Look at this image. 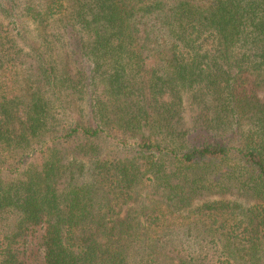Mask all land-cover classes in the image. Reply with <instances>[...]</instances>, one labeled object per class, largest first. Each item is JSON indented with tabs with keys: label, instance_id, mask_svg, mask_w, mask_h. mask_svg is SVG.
Returning a JSON list of instances; mask_svg holds the SVG:
<instances>
[{
	"label": "trees",
	"instance_id": "1",
	"mask_svg": "<svg viewBox=\"0 0 264 264\" xmlns=\"http://www.w3.org/2000/svg\"><path fill=\"white\" fill-rule=\"evenodd\" d=\"M0 264H264V0H0Z\"/></svg>",
	"mask_w": 264,
	"mask_h": 264
},
{
	"label": "rangeland",
	"instance_id": "2",
	"mask_svg": "<svg viewBox=\"0 0 264 264\" xmlns=\"http://www.w3.org/2000/svg\"><path fill=\"white\" fill-rule=\"evenodd\" d=\"M25 37L27 39V43L33 47H39L40 40L38 37V32L35 30V26L27 23V27L25 29ZM198 116V112L192 111V109L187 106L182 114L183 122L185 125L186 130L189 133V140L192 145H199L200 143L203 144L204 142L213 141L215 143H223V144H233L237 138L233 133H224V132H210L206 128H194L195 121L194 119Z\"/></svg>",
	"mask_w": 264,
	"mask_h": 264
}]
</instances>
